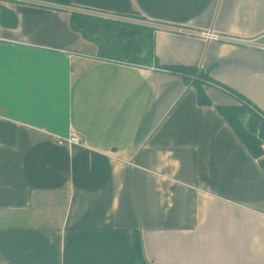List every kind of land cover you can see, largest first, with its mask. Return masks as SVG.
<instances>
[{
  "label": "crops",
  "instance_id": "0c3cea01",
  "mask_svg": "<svg viewBox=\"0 0 264 264\" xmlns=\"http://www.w3.org/2000/svg\"><path fill=\"white\" fill-rule=\"evenodd\" d=\"M72 3L144 16L158 64L264 115V50L234 40L264 45V0ZM1 8L0 264H133L135 234L144 264H264V170L216 108L230 92L201 105L178 73L100 57L69 7Z\"/></svg>",
  "mask_w": 264,
  "mask_h": 264
},
{
  "label": "trees",
  "instance_id": "16d2710c",
  "mask_svg": "<svg viewBox=\"0 0 264 264\" xmlns=\"http://www.w3.org/2000/svg\"><path fill=\"white\" fill-rule=\"evenodd\" d=\"M36 1L55 7H69L71 9L70 23L72 28L81 30L86 37L95 40L99 46V56L104 59L145 67L155 64L159 68L178 73L187 84L195 89L197 101L201 105L211 104L203 88L207 84L216 85L230 92L236 99H241L247 105H250L252 110L242 103L226 106L218 105L216 108L253 157L259 158L264 155L262 142L255 136L258 120L263 119L254 113L253 110L256 112L260 111L237 92L212 80L209 73L200 66L158 64L154 54V28L144 16L132 14L140 22L125 23L76 13L75 10L78 8L72 3V0ZM3 12L4 10L1 8L0 21L3 20ZM8 15L9 22L11 24L15 22L14 14L9 12ZM84 25L87 28H83ZM259 162L264 170V156L259 158ZM133 264H144L142 241L138 234H135L133 239Z\"/></svg>",
  "mask_w": 264,
  "mask_h": 264
},
{
  "label": "built area",
  "instance_id": "2783aa9c",
  "mask_svg": "<svg viewBox=\"0 0 264 264\" xmlns=\"http://www.w3.org/2000/svg\"><path fill=\"white\" fill-rule=\"evenodd\" d=\"M179 31H181V29H179ZM200 35L202 37L208 38V39H218L220 37L218 34L210 32V31L201 32ZM234 40L237 41L238 43L245 44V45H254V46H257L258 48L264 50V45H259L257 43L258 37H253V38H234ZM258 115H260L261 118L264 120V115L262 113L258 112ZM57 142L59 144H81V139L76 134H71V135H69L67 137L58 138Z\"/></svg>",
  "mask_w": 264,
  "mask_h": 264
},
{
  "label": "rangeland",
  "instance_id": "374dc122",
  "mask_svg": "<svg viewBox=\"0 0 264 264\" xmlns=\"http://www.w3.org/2000/svg\"><path fill=\"white\" fill-rule=\"evenodd\" d=\"M2 1H5V0H0V2ZM16 1V0H15ZM33 2H40V1H36V0H31ZM76 13H83V14H86V15H90V16H94V15H91V14H88L86 13L84 10H79V9H76L75 10ZM100 18H105V19H110V20H115V21H118V22H125V23H130V22H133V23H139L140 20L138 18H136V16L132 15L131 13L130 14H116V15H112L111 17L108 16V15H105V17H100ZM83 28H87L85 25L83 26ZM237 103H242V104H246L245 102H243L241 99H235ZM246 106L252 110L251 106L250 105H247ZM254 113H256L258 115V112L254 111ZM259 117H261L260 115H258ZM263 148V146H262ZM264 155H262L261 157L259 158H262Z\"/></svg>",
  "mask_w": 264,
  "mask_h": 264
},
{
  "label": "water",
  "instance_id": "95a60500",
  "mask_svg": "<svg viewBox=\"0 0 264 264\" xmlns=\"http://www.w3.org/2000/svg\"><path fill=\"white\" fill-rule=\"evenodd\" d=\"M255 136L262 142L263 149H264V120H258V126L255 132Z\"/></svg>",
  "mask_w": 264,
  "mask_h": 264
}]
</instances>
